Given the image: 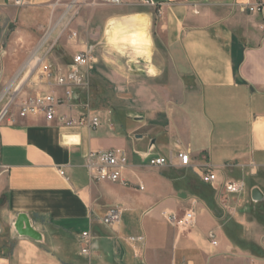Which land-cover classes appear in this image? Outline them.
I'll return each instance as SVG.
<instances>
[{
	"label": "crops",
	"instance_id": "crops-1",
	"mask_svg": "<svg viewBox=\"0 0 264 264\" xmlns=\"http://www.w3.org/2000/svg\"><path fill=\"white\" fill-rule=\"evenodd\" d=\"M110 1L27 0L16 8L0 0V89L23 81L42 37L56 70L93 46L82 95L100 121L95 129L14 113L0 121V257L5 264H264V234L246 233L260 224L249 218L251 191L264 195V19L243 11L248 0ZM111 149L126 155V185L96 182L85 167L88 152ZM179 151L189 153L185 167L148 165L149 157ZM208 168L217 185L238 181L245 190L225 200L202 182ZM111 208L121 210L114 228L103 223ZM187 210L196 215L188 230L162 215ZM20 214L41 241L16 233ZM83 232L93 238L88 256L80 254Z\"/></svg>",
	"mask_w": 264,
	"mask_h": 264
},
{
	"label": "built area",
	"instance_id": "built-area-1",
	"mask_svg": "<svg viewBox=\"0 0 264 264\" xmlns=\"http://www.w3.org/2000/svg\"><path fill=\"white\" fill-rule=\"evenodd\" d=\"M7 1L16 8H20L27 3V0ZM110 2L118 4L120 0H111ZM243 11L246 14L258 15L264 19V0H248ZM46 39L47 37H44V40L31 56L37 60V64L33 69H35L40 91L21 96L20 90L23 81L12 91L7 88L6 92L0 96V103L7 96L6 103L0 109V121L8 116L12 118L16 114L17 117L22 119L30 116H41L48 123H56L66 127L85 126L89 129L97 128L100 125L99 118L92 113L89 104L86 101L84 102L81 97L82 92L88 89V74L94 63L93 46H87L84 50L79 51L74 56L72 64L65 71H62L56 70L47 61L52 46H47L43 56H36L39 50L46 48ZM29 70L31 69L29 68ZM188 162L189 153L187 151H179L167 156L149 157L148 159V165L152 168L164 166L185 167ZM125 166L126 155L122 150L90 151L85 157L86 169L92 179L99 183L108 182L126 185V182L122 179V170ZM59 174L64 175L61 171H59ZM200 178L203 183L215 188L220 195L225 197V200L240 195L245 190L244 185L238 181H225L220 186L217 185L216 174L210 168L203 171ZM162 215L169 226L181 230L191 229L196 223V215L193 210H187L181 217L165 212ZM120 220L121 210L118 208L109 209L103 217V223L111 228L117 227ZM208 238L211 240V244L215 246L214 233H209ZM79 240L81 244L80 254L88 256L92 250L93 238L88 232H83ZM0 264H5L4 257H0Z\"/></svg>",
	"mask_w": 264,
	"mask_h": 264
},
{
	"label": "rangeland",
	"instance_id": "rangeland-1",
	"mask_svg": "<svg viewBox=\"0 0 264 264\" xmlns=\"http://www.w3.org/2000/svg\"><path fill=\"white\" fill-rule=\"evenodd\" d=\"M42 40H44V37H42L39 42L34 46L33 50H31L28 55H27V60L32 56L33 52L36 51V48L40 45V43L42 42ZM49 45V43L47 42L45 44V46L47 47ZM37 57L41 56L38 54H36ZM26 60V61H27ZM24 70V69H23ZM22 70V71H23ZM24 73H26L25 78L23 79L22 82V86H21V90H20V94L21 96H25L28 94H33L35 93L36 89L39 90V84H38V79L36 77V73H35V69L33 70H29V68H25V70L23 71ZM7 90V88H1L0 89V96L5 93ZM82 100L85 102H87L91 108V101L88 99V97H83V95L81 96ZM86 98V99H85ZM7 101V96L4 98V100L0 103V109L2 108V106L6 103ZM13 110V109H12ZM262 186L264 187V181L262 182ZM264 189V188H263ZM234 202V201H232ZM233 204V203H231ZM235 205L237 206V202L235 200ZM248 212L250 213L249 218L252 219L254 216H259V223L260 224H256V227H253L251 229H249L246 233H248L247 237L248 238H253L255 237L258 233L264 234V201L258 204H253L251 201L248 204Z\"/></svg>",
	"mask_w": 264,
	"mask_h": 264
},
{
	"label": "water",
	"instance_id": "water-1",
	"mask_svg": "<svg viewBox=\"0 0 264 264\" xmlns=\"http://www.w3.org/2000/svg\"><path fill=\"white\" fill-rule=\"evenodd\" d=\"M251 201L254 204L264 201V195L258 188H254L251 191ZM13 227L19 236L27 237L34 241H41V235L31 227L26 215H18L16 221L13 224Z\"/></svg>",
	"mask_w": 264,
	"mask_h": 264
},
{
	"label": "bare ground",
	"instance_id": "bare-ground-1",
	"mask_svg": "<svg viewBox=\"0 0 264 264\" xmlns=\"http://www.w3.org/2000/svg\"><path fill=\"white\" fill-rule=\"evenodd\" d=\"M36 64H37V60L33 57H30L26 63V66L32 70Z\"/></svg>",
	"mask_w": 264,
	"mask_h": 264
},
{
	"label": "trees",
	"instance_id": "trees-1",
	"mask_svg": "<svg viewBox=\"0 0 264 264\" xmlns=\"http://www.w3.org/2000/svg\"><path fill=\"white\" fill-rule=\"evenodd\" d=\"M258 204V203H257Z\"/></svg>",
	"mask_w": 264,
	"mask_h": 264
}]
</instances>
